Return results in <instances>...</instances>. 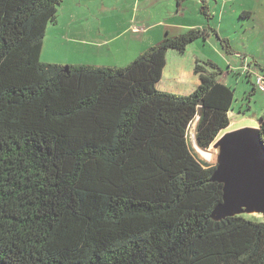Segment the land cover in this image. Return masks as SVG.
<instances>
[{"label": "trees", "instance_id": "trees-1", "mask_svg": "<svg viewBox=\"0 0 264 264\" xmlns=\"http://www.w3.org/2000/svg\"><path fill=\"white\" fill-rule=\"evenodd\" d=\"M64 1L0 0V264H264V220H213L223 185L189 143L230 127L233 88L197 60L194 92L159 89L205 32L122 68L43 63Z\"/></svg>", "mask_w": 264, "mask_h": 264}, {"label": "rangeland", "instance_id": "rangeland-1", "mask_svg": "<svg viewBox=\"0 0 264 264\" xmlns=\"http://www.w3.org/2000/svg\"><path fill=\"white\" fill-rule=\"evenodd\" d=\"M77 1L72 0L69 8H74ZM90 5L97 9V15L89 18L87 25L92 29H104L108 37L113 29L122 35L117 39L112 55L102 54L94 59L99 67H126L132 63L127 54H134V48L138 47L136 41L141 45L144 39L147 48L151 47L154 34H159L162 40L152 46L168 36L178 37L193 29L205 32L204 37L188 46V55H181L184 56L181 57L184 66L192 69L194 57L215 64L221 70L218 80L233 88L234 102L230 129L221 133L209 149L198 146L197 120L189 127L191 149L201 162L219 165L220 149L215 144L223 135L246 128H259L260 119L264 117V92L256 86V80L258 76L264 77V0H92ZM204 5L209 17L202 12ZM82 8L86 10L87 5L84 3ZM58 16L61 30L68 32L71 24L68 12L59 8ZM52 26L47 29L51 64L63 63L65 57L58 49V40L54 45L49 39L59 32ZM223 40L228 41L229 46H223ZM128 43L132 49L126 54ZM173 58L175 56L170 55L169 65L174 64ZM40 60L45 63L44 59ZM85 61L90 63L93 60ZM249 216L264 220L261 214Z\"/></svg>", "mask_w": 264, "mask_h": 264}, {"label": "crops", "instance_id": "crops-1", "mask_svg": "<svg viewBox=\"0 0 264 264\" xmlns=\"http://www.w3.org/2000/svg\"><path fill=\"white\" fill-rule=\"evenodd\" d=\"M72 0H65L62 6L60 7L63 12L67 11L68 15L71 20V24L69 25L68 32L63 33L60 26V17L58 16V23L57 25H53L59 29V32L54 37H50L49 39L55 45L56 41L58 40V49L62 55L65 57V61L63 63H58L59 65H86V66H97V61L94 59L101 57L103 54L104 56L112 55L115 48L117 39H119L122 35L120 33L117 34V31L114 29L111 30L110 37L105 34V30L99 28L92 29L86 22L92 16L97 15V9H93L91 7L92 0H78L75 4L74 8H69L70 3ZM87 5V9H83V4ZM53 29V28H52ZM48 31L46 33V39L44 41L42 55L41 58L44 59L45 63H52V56L51 52L48 48ZM51 31V30H50ZM160 35L156 36L154 34L151 38V43L149 46L153 47L152 45L156 44L157 41H161L162 38L159 37ZM138 44V47L134 48V54L129 56L127 53L130 52L132 47L128 43V48L126 50V54L132 62L136 60L141 54L146 52L151 47L147 48L145 44V40L142 39ZM147 48V49H146ZM189 50L185 53H179L176 50H171L168 54L167 59V66L164 70L163 79L159 84V89L162 91L172 92L175 94L180 95H189L194 92L197 87L200 85L199 76L195 74V66L198 59L194 57L192 59V69H187L184 66L183 60L181 55H188ZM175 53V54H174ZM170 55H174V64L169 65ZM85 60H93L90 63L86 62ZM201 61V60H200ZM110 66V65H105ZM111 67V66H110ZM170 67V68H169ZM167 75V76H166ZM231 115V114H230ZM232 125V123H231ZM230 125V127H231ZM226 129L222 133L226 132Z\"/></svg>", "mask_w": 264, "mask_h": 264}, {"label": "water", "instance_id": "water-1", "mask_svg": "<svg viewBox=\"0 0 264 264\" xmlns=\"http://www.w3.org/2000/svg\"><path fill=\"white\" fill-rule=\"evenodd\" d=\"M215 147L220 155L212 181L223 185V201L213 211V220L264 216V143L259 128L227 133Z\"/></svg>", "mask_w": 264, "mask_h": 264}, {"label": "built area", "instance_id": "built-area-1", "mask_svg": "<svg viewBox=\"0 0 264 264\" xmlns=\"http://www.w3.org/2000/svg\"><path fill=\"white\" fill-rule=\"evenodd\" d=\"M256 86L259 88L260 91L264 92V77L263 76L257 77Z\"/></svg>", "mask_w": 264, "mask_h": 264}, {"label": "bare ground", "instance_id": "bare-ground-1", "mask_svg": "<svg viewBox=\"0 0 264 264\" xmlns=\"http://www.w3.org/2000/svg\"><path fill=\"white\" fill-rule=\"evenodd\" d=\"M206 154V156H208L209 157V154H207V153H205Z\"/></svg>", "mask_w": 264, "mask_h": 264}]
</instances>
